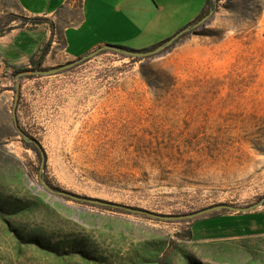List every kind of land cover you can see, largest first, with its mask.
<instances>
[{
  "label": "rangeland",
  "instance_id": "obj_1",
  "mask_svg": "<svg viewBox=\"0 0 264 264\" xmlns=\"http://www.w3.org/2000/svg\"><path fill=\"white\" fill-rule=\"evenodd\" d=\"M211 3L205 25L155 56L100 53L18 80L3 66L0 264H147L141 256L154 253L171 264H264V219L221 211L196 223L191 239L195 220L92 206L42 183L163 215L264 199V0ZM9 13L16 14L8 7L0 17ZM88 23L78 34L81 49L95 41ZM43 36L23 32L13 51L27 55ZM121 44L113 46L140 48ZM55 54L64 55L50 59ZM19 130L40 143L43 168ZM255 212L264 218V205ZM39 241L60 248L78 241L104 262L62 258Z\"/></svg>",
  "mask_w": 264,
  "mask_h": 264
},
{
  "label": "crops",
  "instance_id": "obj_2",
  "mask_svg": "<svg viewBox=\"0 0 264 264\" xmlns=\"http://www.w3.org/2000/svg\"><path fill=\"white\" fill-rule=\"evenodd\" d=\"M207 1L0 0V14L9 7L10 12H16L26 18H45L50 21L39 25L28 24L1 37L0 63L2 66L5 65V61L27 65L29 57L39 49H43L46 44L49 50L44 66L75 61L100 47L121 44L123 41L137 43L140 48L136 51L159 47L200 21ZM87 23L89 34L93 35L95 41L89 42V47L81 49L77 46L78 34ZM27 31H39L44 33V36L37 48L34 47L29 54L20 56L19 46L17 50L13 51V48L18 37ZM67 47L68 50H72L68 51ZM122 48L126 49V47ZM56 52L64 55L55 54L54 58L50 59Z\"/></svg>",
  "mask_w": 264,
  "mask_h": 264
},
{
  "label": "water",
  "instance_id": "obj_3",
  "mask_svg": "<svg viewBox=\"0 0 264 264\" xmlns=\"http://www.w3.org/2000/svg\"><path fill=\"white\" fill-rule=\"evenodd\" d=\"M229 1H231V0H229ZM213 13H214V11H211L207 16H205L203 19L198 21L196 24L185 29L184 31H182L181 33H179L178 35H176L175 37L170 39L164 45H161V46H159V47H157L151 51H148V52L135 51V50L132 51V50L123 49L122 47H118V46L106 45V46L100 47V48L88 53L87 55L81 57L80 59L69 62L66 65H62L60 67H53L51 69H44V70H40V71H28V72L22 73L18 76L17 80L19 79V77H21L23 75L49 76V75L57 74L61 71L70 69V68H72V67H74V66H76V65H78L84 61L92 59L104 51H112L115 53H119V54H122L125 56L135 57V58H144V57L155 56V55L159 54L160 52L164 51L165 48H167L168 46L172 45L174 43V41L180 35L184 34L188 30L193 29V28L198 27V26H201V25L202 26L205 25ZM17 89H19L18 85H17ZM17 94H18V90H17ZM15 106H16V104H15ZM18 133L24 138V140L26 142L35 144L36 147L40 150L41 158H42L41 168H43L46 164V154H45V151L43 150V148H41L40 144L35 139H32L25 132L19 130ZM42 183L46 189L51 190L50 186L46 182L42 181ZM57 194L67 196V197L74 199V200H77V201H82V202L96 204V205H100V206H104V207H110V208H114V209L124 210L127 212L146 215V216H149V217L154 218V219L166 220V221L196 220V219L206 217V216H209L213 213H217V212H221V211H226V212H229L232 214H249V213L255 212L259 207H262L264 205V199H262L259 203H256L254 205L245 206V207L220 204V205L212 206V207L202 209L200 211L189 213V214L163 215V214L153 213V212H149L146 210L128 207L125 205L112 203V202H108V201H104V200H100V199L80 197V196L74 195V194L66 192V191L57 192Z\"/></svg>",
  "mask_w": 264,
  "mask_h": 264
},
{
  "label": "trees",
  "instance_id": "obj_4",
  "mask_svg": "<svg viewBox=\"0 0 264 264\" xmlns=\"http://www.w3.org/2000/svg\"><path fill=\"white\" fill-rule=\"evenodd\" d=\"M216 1L220 2L222 0H216ZM212 5H213V3H211V0H208L206 9H205L203 15L200 17V19H202L209 12V10H211ZM15 22H20L19 23L20 27H18V28H24L28 24H32V25L42 24V23L46 22V19L45 18H25V17H21L19 15H16L14 13H9L5 16L0 17V38L7 35V34H10L13 30L17 29L16 27L13 26V23H15ZM196 23H194V24H196ZM48 47H49L48 44H46L43 47V49H39L32 56H30L28 59L27 65H25V64H11L8 61H5V66L7 67L8 70H10L12 72V74L14 76H18V75L25 73V72H28V71L44 70V62H45V58H46L48 50H49ZM155 48H157V47H153L151 49H146V50H143L142 52H148V51H151ZM123 49H125V48H123ZM127 50H132V49H127ZM102 53H112L114 55H121L123 57L130 58L132 60L139 59V58H135V57L125 56V55L115 53L112 51H104ZM147 82H148L149 86L153 85L152 81L147 80ZM25 145L28 148H32L35 152L38 153V155H41L40 150L36 147L35 144L25 141ZM47 184L50 187L57 189L59 192L63 191L60 188L54 187V185H52V183L50 181H48ZM92 206H97V205H92ZM106 209L114 210V211H117V210L123 211V210L114 209V208H110V207H106ZM222 215H224V214L217 212V213H213V214L209 215L208 217L201 218V219L199 218V219H196L195 221H193V223L190 225V227L186 233L188 238L193 239V227L195 226L196 223H198L199 221H202V220H207V221L213 220V219L221 217ZM249 215L258 217L261 221L264 219L262 216V213H257V212L249 213V214H235V215H224V216L234 218L237 216H249ZM39 244L43 245V243L40 241H39ZM43 246L46 249L50 250L52 253H54L57 256L62 257V258H64L65 255H68L71 253H78L80 258L82 260L86 261L87 263H89V261H95L98 263L104 262V260L101 259L100 257L92 255V251H90V248L87 249V247H85L83 244L79 243L78 241H73V243L71 245H69L67 247H61V248L56 247V246H53V247H49V246H45V245H43ZM141 259L143 260V262H146L147 264L148 263L149 264H171L169 262L162 261L160 259V255L157 253L150 254V255H143V256H141Z\"/></svg>",
  "mask_w": 264,
  "mask_h": 264
},
{
  "label": "built area",
  "instance_id": "obj_5",
  "mask_svg": "<svg viewBox=\"0 0 264 264\" xmlns=\"http://www.w3.org/2000/svg\"><path fill=\"white\" fill-rule=\"evenodd\" d=\"M3 73V66H2V64H0V74H2Z\"/></svg>",
  "mask_w": 264,
  "mask_h": 264
},
{
  "label": "flooded vegetation",
  "instance_id": "obj_6",
  "mask_svg": "<svg viewBox=\"0 0 264 264\" xmlns=\"http://www.w3.org/2000/svg\"><path fill=\"white\" fill-rule=\"evenodd\" d=\"M17 126V125H16Z\"/></svg>",
  "mask_w": 264,
  "mask_h": 264
}]
</instances>
